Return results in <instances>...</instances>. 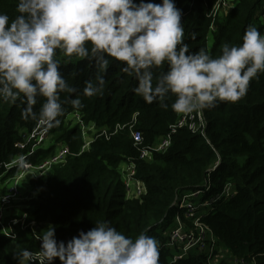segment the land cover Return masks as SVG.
<instances>
[{
    "label": "trees",
    "instance_id": "obj_1",
    "mask_svg": "<svg viewBox=\"0 0 264 264\" xmlns=\"http://www.w3.org/2000/svg\"><path fill=\"white\" fill-rule=\"evenodd\" d=\"M217 0H175L182 10L184 42L191 52L205 48L213 57L220 54L221 45L239 46L249 25H261L258 13L264 0H236L235 6L223 17L213 21L208 15ZM18 0H0V13L14 18L18 13ZM160 3L161 0H155ZM214 25V29H211ZM60 71L76 93H62L69 100L80 95L83 107L75 109L64 103L65 114L59 127L48 129L54 141L27 156L40 162L57 150V143H66L73 155L66 162L52 167L45 179L32 174L26 178L40 192L30 202L13 201L5 210L6 222L27 214V221L40 223L38 232L43 235L54 227L58 241L67 242L83 229L88 231L96 221H108L126 236L136 238L142 232L158 242L159 264H212L209 254L191 251L172 262L173 249L164 244L166 232L175 220L179 207L174 203L178 194L187 190L210 187L200 200L221 196L204 218L217 237L230 252L247 260L255 258L264 264V74L250 82L248 93L236 103L221 102L203 110L206 132H192L187 126L177 127L171 135V144L165 151H155L151 160L140 159L143 148L152 147L171 131L180 115L158 102L146 103L133 91L137 81L123 71V63L112 57L105 70L102 94L83 96L86 81L96 82L98 69L93 60L67 58L58 53ZM43 97L38 98L34 111L39 112ZM26 105L0 101V196L7 191L5 182L22 168L6 169L18 153H26L16 142L22 137L20 128L32 131L38 123L24 120L21 111ZM78 110L86 121L114 132L117 124L125 125L109 138L100 135L90 149L78 154L83 144L79 126L72 125L68 115ZM136 116L135 127L143 132L144 140L135 145L128 123ZM135 161L136 176L147 185L142 198H128L126 185L120 172L125 161ZM216 166V167H215ZM215 167V168H214ZM231 183L234 194L226 196L224 189ZM3 205L0 203V210ZM15 235V239L11 235ZM27 248L40 251L39 243L21 222L13 224V232H0V264H18L14 251ZM55 264H60L57 258Z\"/></svg>",
    "mask_w": 264,
    "mask_h": 264
},
{
    "label": "clouds",
    "instance_id": "obj_2",
    "mask_svg": "<svg viewBox=\"0 0 264 264\" xmlns=\"http://www.w3.org/2000/svg\"><path fill=\"white\" fill-rule=\"evenodd\" d=\"M16 11L14 18L0 13V101L20 99L22 119L45 129L60 126L65 102L83 107L80 95L61 99L77 89L61 74L58 53L95 62L96 82H85L83 96L102 94L99 71L112 57L136 79V95L164 109L174 97L171 109L179 115L236 103L264 74V33L257 27L246 28L241 45H221L218 56L203 47L191 52L175 0H18ZM37 239L40 251L13 252L18 264H55L57 258L60 264H159L158 242L146 230L132 238L108 221L67 242L58 241L54 227Z\"/></svg>",
    "mask_w": 264,
    "mask_h": 264
},
{
    "label": "built area",
    "instance_id": "obj_3",
    "mask_svg": "<svg viewBox=\"0 0 264 264\" xmlns=\"http://www.w3.org/2000/svg\"><path fill=\"white\" fill-rule=\"evenodd\" d=\"M235 4L236 0H217L208 15H212L214 21L218 17L227 15ZM258 14L259 21L263 26L261 33H264V4ZM211 29H214V25H211ZM137 115L138 113L136 112L133 120L128 123L131 137L135 145L141 144L144 140L143 132L135 127ZM68 120L72 125L79 126L81 130L83 144L78 154L89 150L91 143L96 137L105 135L109 138L114 132H117L125 126L117 124L114 128V132H110L109 130L111 129L106 127L100 128L97 127L94 122L86 121L83 114L78 110L72 111L68 115ZM181 126H187L192 132H199L205 135L206 118L203 110L194 112L190 115H180V119L177 123L171 126L169 134L160 138L154 146L141 150L140 159L151 160L155 151H165L171 144L172 133L176 131L177 127ZM19 135L22 139L16 142L17 147L24 149L27 144H31L32 146L26 153L16 154L10 162L3 165L7 170L15 166H22V168L14 176L16 177L14 181L11 183L5 182L7 191L0 196V203L3 205L2 210H0V232L11 234L13 232V224L21 222L22 227L30 230L40 246V241L37 239V237L42 236L38 232L40 223L36 220L27 221L26 212L23 213L21 217H16L10 222H6L5 210L13 201L30 202L39 194L40 190L35 189L31 183H24V181L27 180V174H32L38 179H45L52 171L51 169L53 166L66 162L73 153L66 143L59 142L56 146L58 147L57 150L50 156L44 158L40 162H32L27 159V156L35 153L39 148H46L52 144L54 142L52 140V135L49 133L48 129L42 128L39 125L32 131H29L27 128H20ZM120 172L126 185V196L128 198H142V196L147 193L145 181L136 176L137 167L134 160L125 161L121 165ZM210 185V182L206 181L204 188L184 191L175 198L174 203L179 207V212L176 214L174 222L166 232L167 240L164 244L166 247H172L173 249L172 262L182 258L191 251H196L209 254V261L212 264H257L255 258L247 260L244 257L235 256L231 252L228 254L223 247L218 246L217 237L211 227L205 223L204 218L210 213L213 209V204L220 199L221 196L200 200V196L209 189ZM224 194L226 196H232L234 194V187L231 183H228L227 187H225ZM5 197H7V199H5Z\"/></svg>",
    "mask_w": 264,
    "mask_h": 264
},
{
    "label": "rangeland",
    "instance_id": "obj_4",
    "mask_svg": "<svg viewBox=\"0 0 264 264\" xmlns=\"http://www.w3.org/2000/svg\"><path fill=\"white\" fill-rule=\"evenodd\" d=\"M0 178H1V176H0ZM15 178H16V177H14V178H9V179L6 181V183H11L12 181L15 180ZM24 183L27 184L28 181L25 180ZM0 188H1V189L3 188V187H2V183H0ZM217 242H218V241H217ZM218 246L223 247V248L227 251V253L230 254V249H229L226 245H223V244H221V243L218 242Z\"/></svg>",
    "mask_w": 264,
    "mask_h": 264
}]
</instances>
